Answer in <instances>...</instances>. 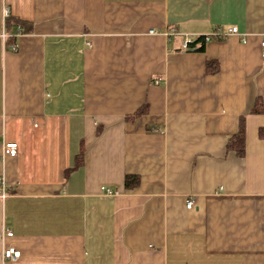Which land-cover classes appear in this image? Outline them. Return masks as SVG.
<instances>
[{"label": "crops", "instance_id": "1", "mask_svg": "<svg viewBox=\"0 0 264 264\" xmlns=\"http://www.w3.org/2000/svg\"><path fill=\"white\" fill-rule=\"evenodd\" d=\"M263 33L264 0H0V264H264Z\"/></svg>", "mask_w": 264, "mask_h": 264}, {"label": "built area", "instance_id": "2", "mask_svg": "<svg viewBox=\"0 0 264 264\" xmlns=\"http://www.w3.org/2000/svg\"><path fill=\"white\" fill-rule=\"evenodd\" d=\"M5 14L8 16V13L6 11H5ZM233 35H239L240 36L237 28L230 29L228 31V33L224 34V35L218 33V34L212 35L210 37L207 36L205 38H206V42H210L211 39H220V38L221 39H227L228 37L233 36ZM3 38H5V36ZM185 46H186L185 49H187L188 48L187 45H185ZM261 47L264 49V33L261 36ZM5 153L12 156V157L17 156L18 145L17 144L5 145ZM7 190H8L7 185L5 184L3 179L0 178V199L1 200H5L8 198ZM102 190L105 192V194L107 196H110V197H114V196L118 195V192L112 191L111 189H108V188H103ZM193 206H194L193 202H189L187 204V208L189 210H191L193 208ZM7 236L11 237L12 233L8 232ZM20 257H21V252L17 251L16 249L8 248L4 251V258L6 260L17 261L18 259H20Z\"/></svg>", "mask_w": 264, "mask_h": 264}, {"label": "trees", "instance_id": "3", "mask_svg": "<svg viewBox=\"0 0 264 264\" xmlns=\"http://www.w3.org/2000/svg\"><path fill=\"white\" fill-rule=\"evenodd\" d=\"M12 20L10 18L7 19V28L9 29L10 27H17L20 26L21 30L19 31V33H26V25L23 23H17L11 22ZM206 39L205 38H200L197 41L191 43L188 45V51L189 52H194V53H204L206 51ZM147 114V110L146 109H141L139 110L136 114H134L133 116H129L127 118L128 122H134L137 119H139L140 117L144 116ZM235 143L238 146V152L239 154L242 156L243 152H244V148L243 145L245 143V138L243 137V132H241L235 139ZM79 163H77V167L79 165H81V159L82 157L80 156L79 158ZM140 184V180L139 177L137 176H127L126 181H125V187L128 190L134 189L136 188L138 185Z\"/></svg>", "mask_w": 264, "mask_h": 264}]
</instances>
